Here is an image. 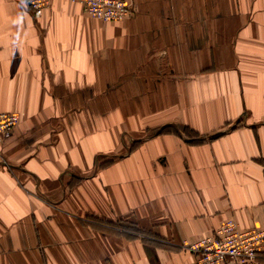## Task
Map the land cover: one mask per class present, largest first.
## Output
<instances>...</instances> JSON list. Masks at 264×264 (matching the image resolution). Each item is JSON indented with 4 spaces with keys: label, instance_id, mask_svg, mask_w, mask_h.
<instances>
[{
    "label": "crops",
    "instance_id": "obj_1",
    "mask_svg": "<svg viewBox=\"0 0 264 264\" xmlns=\"http://www.w3.org/2000/svg\"><path fill=\"white\" fill-rule=\"evenodd\" d=\"M120 1L0 0V264H188L264 225V0Z\"/></svg>",
    "mask_w": 264,
    "mask_h": 264
},
{
    "label": "built area",
    "instance_id": "obj_2",
    "mask_svg": "<svg viewBox=\"0 0 264 264\" xmlns=\"http://www.w3.org/2000/svg\"><path fill=\"white\" fill-rule=\"evenodd\" d=\"M34 19L41 18L51 0H25ZM78 4L93 19L101 22L122 21L129 17L130 5L120 0H66ZM19 122L15 113L0 112V143L8 140ZM185 248L194 254L188 264H259L264 259V225L249 230H239L233 220H228L214 230L211 236Z\"/></svg>",
    "mask_w": 264,
    "mask_h": 264
}]
</instances>
